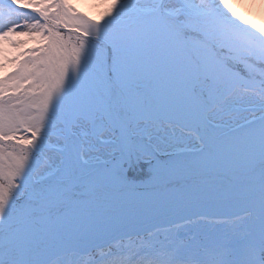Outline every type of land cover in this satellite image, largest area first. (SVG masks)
Wrapping results in <instances>:
<instances>
[{"label":"snow or ice","instance_id":"obj_1","mask_svg":"<svg viewBox=\"0 0 264 264\" xmlns=\"http://www.w3.org/2000/svg\"><path fill=\"white\" fill-rule=\"evenodd\" d=\"M98 4L0 0V264H264V24Z\"/></svg>","mask_w":264,"mask_h":264},{"label":"rangeland","instance_id":"obj_2","mask_svg":"<svg viewBox=\"0 0 264 264\" xmlns=\"http://www.w3.org/2000/svg\"><path fill=\"white\" fill-rule=\"evenodd\" d=\"M71 2L81 11L87 12L90 16L96 18H99L103 11V5H99L98 0H71ZM231 2L236 11L243 14L246 19L264 24V0H231ZM250 8L253 9V15L250 12ZM9 69H12L11 64L7 65L4 70H0V74Z\"/></svg>","mask_w":264,"mask_h":264},{"label":"bare ground","instance_id":"obj_3","mask_svg":"<svg viewBox=\"0 0 264 264\" xmlns=\"http://www.w3.org/2000/svg\"><path fill=\"white\" fill-rule=\"evenodd\" d=\"M247 9V8H246ZM250 12L252 13V15H253V9L252 8H250ZM261 15H262V12H261Z\"/></svg>","mask_w":264,"mask_h":264}]
</instances>
